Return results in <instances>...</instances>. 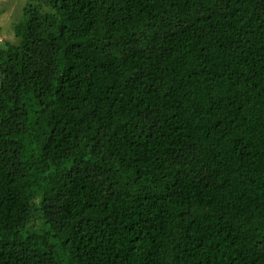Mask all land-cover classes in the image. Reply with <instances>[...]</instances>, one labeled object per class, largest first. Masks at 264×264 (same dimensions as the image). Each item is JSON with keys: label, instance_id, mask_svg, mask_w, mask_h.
<instances>
[{"label": "trees", "instance_id": "trees-1", "mask_svg": "<svg viewBox=\"0 0 264 264\" xmlns=\"http://www.w3.org/2000/svg\"><path fill=\"white\" fill-rule=\"evenodd\" d=\"M0 47V264H264V0H29Z\"/></svg>", "mask_w": 264, "mask_h": 264}, {"label": "rangeland", "instance_id": "rangeland-1", "mask_svg": "<svg viewBox=\"0 0 264 264\" xmlns=\"http://www.w3.org/2000/svg\"><path fill=\"white\" fill-rule=\"evenodd\" d=\"M29 0H0V47L14 42L12 24L20 17L22 8Z\"/></svg>", "mask_w": 264, "mask_h": 264}]
</instances>
